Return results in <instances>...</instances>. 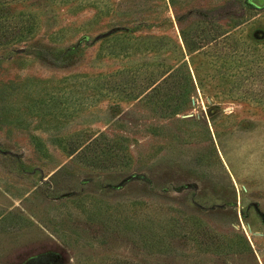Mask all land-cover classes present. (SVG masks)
I'll use <instances>...</instances> for the list:
<instances>
[{"label":"rangeland","instance_id":"rangeland-1","mask_svg":"<svg viewBox=\"0 0 264 264\" xmlns=\"http://www.w3.org/2000/svg\"><path fill=\"white\" fill-rule=\"evenodd\" d=\"M0 264H264V0L0 5Z\"/></svg>","mask_w":264,"mask_h":264},{"label":"trees","instance_id":"trees-1","mask_svg":"<svg viewBox=\"0 0 264 264\" xmlns=\"http://www.w3.org/2000/svg\"><path fill=\"white\" fill-rule=\"evenodd\" d=\"M13 0H0V5H5L11 3ZM197 27L192 30V32H182V39L187 47V49L192 50L193 52L202 50L206 47H210L218 42L221 36H225V34H221L217 37L208 38L210 33L200 32L197 33Z\"/></svg>","mask_w":264,"mask_h":264}]
</instances>
